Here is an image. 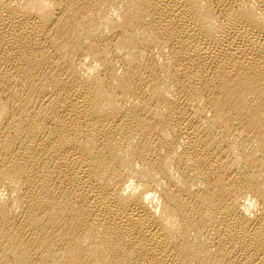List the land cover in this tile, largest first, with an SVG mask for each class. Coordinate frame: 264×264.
<instances>
[{
    "label": "bare ground",
    "instance_id": "obj_1",
    "mask_svg": "<svg viewBox=\"0 0 264 264\" xmlns=\"http://www.w3.org/2000/svg\"><path fill=\"white\" fill-rule=\"evenodd\" d=\"M0 264H264V0H0Z\"/></svg>",
    "mask_w": 264,
    "mask_h": 264
}]
</instances>
